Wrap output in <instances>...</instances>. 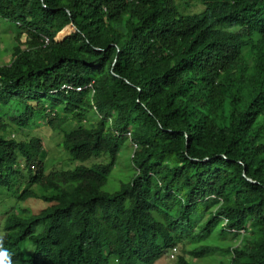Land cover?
<instances>
[{
  "label": "trees",
  "instance_id": "obj_1",
  "mask_svg": "<svg viewBox=\"0 0 264 264\" xmlns=\"http://www.w3.org/2000/svg\"><path fill=\"white\" fill-rule=\"evenodd\" d=\"M0 21L27 37L0 65V264H150L176 247L173 264H264V0H0ZM29 124L61 132L69 160H107L46 172ZM124 139L133 172L108 192Z\"/></svg>",
  "mask_w": 264,
  "mask_h": 264
},
{
  "label": "rangeland",
  "instance_id": "obj_2",
  "mask_svg": "<svg viewBox=\"0 0 264 264\" xmlns=\"http://www.w3.org/2000/svg\"><path fill=\"white\" fill-rule=\"evenodd\" d=\"M201 8L202 7L199 4H193L191 7H183V8L179 7V11H182L184 13L197 12L200 11ZM2 24L8 26L6 22L0 21V65L8 64V61L11 58L12 46L16 44V41L18 40L20 48H24L26 46L25 40L27 38L25 33L21 32L18 39H16V31H12V29L7 26L3 27ZM89 121H90L89 119H86L85 122L83 123L81 122L80 124L86 125ZM77 124L78 123L76 121H68L62 126V129L64 131L69 130L76 127ZM26 128L28 130L32 129L31 134L40 137L42 140V146L45 151L44 166L46 172L50 169H66V168H72L78 164L89 165L92 162H105L107 160V157H103V155H100L96 159L89 158L84 161L69 160L67 153L58 145V142L61 139L60 137L61 132L57 130L54 131L45 124H41V125L39 124V126L34 128H32V124H29ZM13 129L15 131L19 130V129H15L14 126ZM20 138H22V134H17V139ZM131 146L132 145H130L128 139H124L121 142L115 162L112 168L110 169L108 175L106 176V181L103 185V189L105 191L108 192L115 191L118 188L119 183L126 182L131 178V174L133 172L131 160H130L131 149L133 147ZM12 201H13L12 199H9L7 201L5 200V205L0 206V224L2 223V216L4 212L3 207L8 208L9 206H11ZM22 205L29 207L32 211H35L38 208L44 206L43 203L30 199L25 201ZM37 230L38 229H36V231ZM237 235L239 236V234ZM238 240L239 238H235L234 240H232V238L219 239L216 235H213L208 240V243L220 244L223 247H233L237 245ZM30 251H31V245L26 240L22 243L20 248L22 257L26 258ZM179 254H181L180 248L176 247L173 258H170L169 252H166L164 255L155 259L150 264H173ZM185 259L190 261L192 264H228L229 254H223L221 252H217L199 258L193 259L186 257ZM108 264H113L111 257L109 258Z\"/></svg>",
  "mask_w": 264,
  "mask_h": 264
},
{
  "label": "built area",
  "instance_id": "obj_3",
  "mask_svg": "<svg viewBox=\"0 0 264 264\" xmlns=\"http://www.w3.org/2000/svg\"><path fill=\"white\" fill-rule=\"evenodd\" d=\"M42 42L44 43V44H46L47 43V38L46 37H42ZM90 84H91V82L87 85L88 87H89V89H90V91H89V94L91 95L92 94V92H93V90H92V88L90 87ZM61 88H64V89H66V90H69V89H73V90H75V91H79V90H81L82 89V87L81 86H71V85H69V84H62L61 85ZM172 251H174V249H172ZM172 255L170 254V257H171Z\"/></svg>",
  "mask_w": 264,
  "mask_h": 264
},
{
  "label": "clouds",
  "instance_id": "obj_4",
  "mask_svg": "<svg viewBox=\"0 0 264 264\" xmlns=\"http://www.w3.org/2000/svg\"><path fill=\"white\" fill-rule=\"evenodd\" d=\"M174 252H175V250L174 251H169V254H171L172 256L170 257V258H173V255H174Z\"/></svg>",
  "mask_w": 264,
  "mask_h": 264
}]
</instances>
